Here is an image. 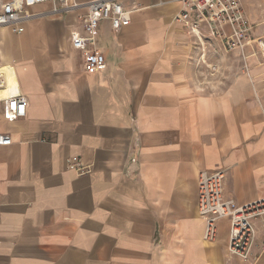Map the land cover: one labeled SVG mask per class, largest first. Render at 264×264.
<instances>
[{"label":"crops","instance_id":"obj_1","mask_svg":"<svg viewBox=\"0 0 264 264\" xmlns=\"http://www.w3.org/2000/svg\"><path fill=\"white\" fill-rule=\"evenodd\" d=\"M91 1L68 13L36 5L23 32L0 27L9 92L28 99L24 118L0 119L11 136L0 264H264L263 219L243 261L228 250L230 220L206 241L197 208L202 170L225 169V197L239 205L264 199V12L250 15L246 70L236 58L207 87L178 0H126L137 8L117 31L102 22L105 63L86 71L70 31Z\"/></svg>","mask_w":264,"mask_h":264},{"label":"built area","instance_id":"obj_2","mask_svg":"<svg viewBox=\"0 0 264 264\" xmlns=\"http://www.w3.org/2000/svg\"><path fill=\"white\" fill-rule=\"evenodd\" d=\"M182 5L176 15L186 27L199 38L201 28L206 27L210 36L219 37L225 48L240 50L246 66V48L251 44L254 26L242 7L241 0H178ZM52 3V12L68 13L78 5L73 0H0V27L9 26L14 32H23L25 23L35 16L32 8L36 5ZM85 13L78 15V25L70 31L73 48L83 53V67L95 71L105 63V56L98 48L101 24L109 21L114 31L128 21L137 6H128L126 0H94L88 3ZM202 26V27H201ZM195 29L200 33H196ZM203 35V34H202ZM10 81L7 72L0 66V119L15 122L27 115L28 99L22 94L9 92ZM11 142L9 133L0 132V146ZM136 157L131 162H136ZM78 161H70L69 167L78 166ZM225 169L202 170L198 177L197 208L205 220L204 239L215 241L219 233V222L230 220L229 253L249 261L256 240L255 221L264 220V199L239 205L226 198L224 193Z\"/></svg>","mask_w":264,"mask_h":264},{"label":"rangeland","instance_id":"obj_3","mask_svg":"<svg viewBox=\"0 0 264 264\" xmlns=\"http://www.w3.org/2000/svg\"><path fill=\"white\" fill-rule=\"evenodd\" d=\"M241 3L252 24H256L253 22L254 20H252L250 15L253 12H264V0H241ZM203 33L204 35L201 34L199 38L194 32H191V39L199 42L196 44V53L193 59L195 64L194 73L196 83L200 86L216 87L218 84L228 80L231 73H234L235 71L234 61L236 58L241 61L244 71L246 70L245 62L243 61L240 50L225 48L219 37L210 36L206 30H203ZM201 38L205 41L207 46L204 49L201 46ZM197 46H200L201 48L199 49ZM247 49L248 48H246V50ZM226 54L229 55H227V59H224ZM238 59L236 63L237 65Z\"/></svg>","mask_w":264,"mask_h":264},{"label":"bare ground","instance_id":"obj_4","mask_svg":"<svg viewBox=\"0 0 264 264\" xmlns=\"http://www.w3.org/2000/svg\"><path fill=\"white\" fill-rule=\"evenodd\" d=\"M195 32H196V33H200V31H199V30H197V29H195ZM246 66H247V64H246Z\"/></svg>","mask_w":264,"mask_h":264}]
</instances>
